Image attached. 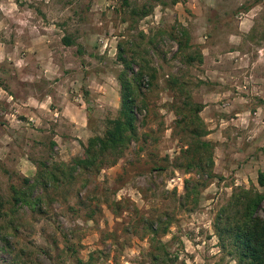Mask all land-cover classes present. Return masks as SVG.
Masks as SVG:
<instances>
[{
	"label": "rangeland",
	"instance_id": "1",
	"mask_svg": "<svg viewBox=\"0 0 264 264\" xmlns=\"http://www.w3.org/2000/svg\"><path fill=\"white\" fill-rule=\"evenodd\" d=\"M129 2L0 0L4 198L11 183L33 180L38 163L81 155L87 138L117 115L119 45L127 56L143 53L156 70L154 79L141 83L138 140L97 175L60 181L44 194L34 188L33 196L44 197L43 211L18 208L13 217L20 225L10 247H1L0 263L71 264L75 255L89 264L143 263L146 218L167 212L173 219L161 239L180 251L176 264H235L218 245L214 220L233 188L262 190L256 178L264 172V0ZM144 3L154 5L151 14L130 13ZM181 27L189 39L186 52L200 53L201 61L184 62L173 38ZM66 35L73 45L63 44ZM173 78L181 89L169 82ZM186 102L201 105L207 134L200 140L210 144L212 161L203 163L204 171L185 169L189 135L174 108L186 115ZM234 112H245L240 116L249 125L234 129ZM187 181L198 184L196 200L193 193L185 198ZM112 202L118 203L115 213ZM68 245L76 254L66 253Z\"/></svg>",
	"mask_w": 264,
	"mask_h": 264
},
{
	"label": "trees",
	"instance_id": "2",
	"mask_svg": "<svg viewBox=\"0 0 264 264\" xmlns=\"http://www.w3.org/2000/svg\"><path fill=\"white\" fill-rule=\"evenodd\" d=\"M149 0H146L148 2ZM177 0H174V3ZM129 0H123V6L129 7ZM154 5L142 4L133 5L130 13L138 18L147 16L153 11ZM180 35L173 38L177 41L178 50L182 53L185 63H192L194 60L201 61V54L197 56L187 53L190 48L187 32L181 27ZM64 45H73L74 39L70 35L62 38ZM126 49L123 45L118 46L117 59L122 68L117 72L116 79L120 89V105L117 115L107 118L105 128L101 134H94L87 138L83 144L81 155L73 157L69 162H46L36 163V171L33 180L22 178L21 185L10 184L11 194L9 198L0 195V242L1 247H10L9 237L15 235L19 228V223L13 215L18 208L28 206L32 212L41 213L43 195L33 196L32 191L36 187L42 189L43 194L47 193L48 187L58 188L60 181L69 182L76 176H81L82 181L86 175H97L104 167L114 165L123 156L124 151L132 141L138 140V126L136 109L143 106L140 97L141 83L145 78L152 80L155 78L156 70L150 66L144 54L133 50L129 56L125 55ZM132 64L137 65V70ZM177 78L170 80V83L180 88L182 83ZM140 97V99H139ZM188 113L185 115L179 106L175 107V113L181 115L177 120L182 123L184 131L189 135L188 147L184 151L189 159L185 169L197 167L205 170L203 163L211 165L210 144L200 140L201 136L207 134L199 116L201 105L190 106V102L185 103ZM257 183L262 190L253 187L246 188L238 186L233 191L225 205L218 210L214 220V230L218 238V245L221 250L230 255L235 264H264V172L258 171ZM187 181L185 184V198L192 194L194 200L198 197V184ZM48 195V194H47ZM50 198V196H47ZM113 212H117L118 203L112 202ZM173 218L167 212H161L154 218H146L144 233L148 237L149 249L142 252L147 258L148 264H176L179 258V250L171 249L168 242H164L161 236L168 232V227ZM145 220V219H144ZM64 249L66 253L71 250L76 254L77 250L71 245ZM10 249V248H9ZM139 263V264H144ZM84 262L77 255L71 264H89ZM3 264V263H0ZM9 264H24L23 261L10 262Z\"/></svg>",
	"mask_w": 264,
	"mask_h": 264
},
{
	"label": "crops",
	"instance_id": "3",
	"mask_svg": "<svg viewBox=\"0 0 264 264\" xmlns=\"http://www.w3.org/2000/svg\"><path fill=\"white\" fill-rule=\"evenodd\" d=\"M259 97H262V96H259ZM237 105L238 106H241V104H238L237 103ZM51 111H53V110H51ZM245 112H243V113H240V112H234V115L235 116H230L229 117V119H230V121H231V124L233 125V127H234V129H236V130H239V129H241L242 127H246V126H248V125H246L245 126V118H246V116H240V115H243ZM248 113H250L249 112V110H248ZM253 114L255 113H257V109H255L253 112H252ZM255 117L256 116H247V118H248V120L249 119H251V121H254V119H255ZM263 117V116H262ZM258 118V117H257ZM256 118V119H257ZM227 123H228V121H226ZM250 124H252V123H250ZM221 127H223V126H221ZM232 127V128H233ZM264 127V126H263ZM263 127L262 126H259L258 127V129H263ZM223 144V143H222Z\"/></svg>",
	"mask_w": 264,
	"mask_h": 264
}]
</instances>
